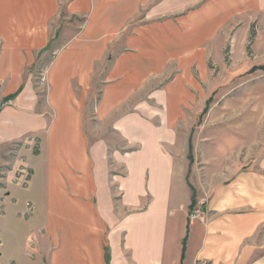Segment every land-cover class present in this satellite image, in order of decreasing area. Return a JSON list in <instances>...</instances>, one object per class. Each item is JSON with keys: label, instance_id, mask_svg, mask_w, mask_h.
Wrapping results in <instances>:
<instances>
[{"label": "crops", "instance_id": "1", "mask_svg": "<svg viewBox=\"0 0 264 264\" xmlns=\"http://www.w3.org/2000/svg\"><path fill=\"white\" fill-rule=\"evenodd\" d=\"M152 1L0 0V150L19 146L0 177V263L181 264L188 236L183 264H264V154L244 171L233 151L207 157L217 172L199 183L205 212L177 235L192 202L188 182H176L177 98L144 91L159 63L106 56L107 39ZM62 2L70 24L84 14L86 26L57 31ZM99 61L109 66L100 79ZM30 136L37 149L23 143ZM24 161L33 174L22 187Z\"/></svg>", "mask_w": 264, "mask_h": 264}, {"label": "rangeland", "instance_id": "2", "mask_svg": "<svg viewBox=\"0 0 264 264\" xmlns=\"http://www.w3.org/2000/svg\"><path fill=\"white\" fill-rule=\"evenodd\" d=\"M66 6L60 4L57 31L76 28L78 22L79 27L86 26L84 14H76L75 26L70 24ZM107 42L111 50L113 46L112 51L106 52L112 61L123 49L142 56L145 62L159 63V78H153L150 70L144 91L171 89L177 98L181 113L177 140L187 149L177 158L181 162L177 166L184 169L177 173L180 179L176 182L178 185L188 182V191L195 202L192 207V202L187 208L182 205L184 210L176 216L179 235L183 223L190 225L205 212L206 202L200 200L199 183L212 171L214 175L217 172L215 164H207V157L239 155L238 169L244 171L252 163L251 157L256 155L259 159L264 154V0L145 2L137 18L125 23ZM57 54L49 53V64ZM108 67L105 69L104 61H99L98 79ZM38 70L36 74L41 72ZM44 75L42 78L46 80ZM100 87L97 83L96 93ZM162 103V107H167L166 101ZM233 146H238V150ZM18 147L13 143L7 148L9 152L0 150V158L8 159V162L0 160V177L12 168ZM222 168L223 165L219 172ZM195 212L200 214L194 217ZM259 235L263 240L264 229ZM172 241L170 230V246Z\"/></svg>", "mask_w": 264, "mask_h": 264}, {"label": "built area", "instance_id": "3", "mask_svg": "<svg viewBox=\"0 0 264 264\" xmlns=\"http://www.w3.org/2000/svg\"><path fill=\"white\" fill-rule=\"evenodd\" d=\"M23 143L32 148V149H37L39 144H38V139L35 136H30L27 139L23 140ZM33 174V168L32 166L24 161L22 162V164L18 167L17 171H16V177H15V181L22 187H25L29 184L31 177ZM33 205L28 202L27 203V210H26V214L27 215H31V213L33 212ZM200 213H194L193 216L197 217ZM1 237H0V245H1ZM29 248H32L33 245L35 244V239H30L29 241ZM0 264H10V263H0Z\"/></svg>", "mask_w": 264, "mask_h": 264}, {"label": "trees", "instance_id": "4", "mask_svg": "<svg viewBox=\"0 0 264 264\" xmlns=\"http://www.w3.org/2000/svg\"><path fill=\"white\" fill-rule=\"evenodd\" d=\"M195 202H194V200L192 201V204H191V207L193 206V204H194ZM186 238L184 239V241H183V254H182V262H181V264H183V260H184V257H185V246H186Z\"/></svg>", "mask_w": 264, "mask_h": 264}]
</instances>
